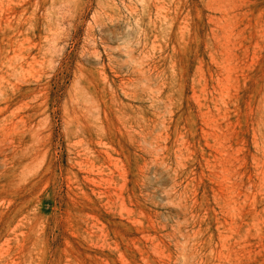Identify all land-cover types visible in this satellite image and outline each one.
Listing matches in <instances>:
<instances>
[{
	"label": "rangeland",
	"instance_id": "374dc122",
	"mask_svg": "<svg viewBox=\"0 0 264 264\" xmlns=\"http://www.w3.org/2000/svg\"><path fill=\"white\" fill-rule=\"evenodd\" d=\"M0 264H264V0H0Z\"/></svg>",
	"mask_w": 264,
	"mask_h": 264
}]
</instances>
